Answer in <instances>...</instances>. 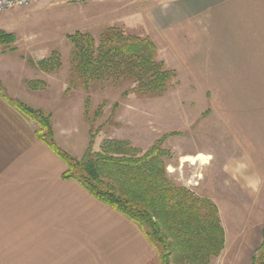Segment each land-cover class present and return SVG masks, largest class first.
Listing matches in <instances>:
<instances>
[{
  "label": "crops",
  "instance_id": "crops-1",
  "mask_svg": "<svg viewBox=\"0 0 264 264\" xmlns=\"http://www.w3.org/2000/svg\"><path fill=\"white\" fill-rule=\"evenodd\" d=\"M138 2L157 54L165 53L207 90L214 115L231 138L233 163L224 176L259 196L264 191V0ZM3 62L0 264H151L157 254L141 228L75 180L63 179L65 163L35 137V124L13 105L50 115L56 142L57 126L61 132L65 128L58 122L60 102L38 98L27 86L33 79L25 68L13 63L14 69H7ZM263 227L233 239L225 234L219 259L251 264Z\"/></svg>",
  "mask_w": 264,
  "mask_h": 264
},
{
  "label": "rangeland",
  "instance_id": "rangeland-1",
  "mask_svg": "<svg viewBox=\"0 0 264 264\" xmlns=\"http://www.w3.org/2000/svg\"><path fill=\"white\" fill-rule=\"evenodd\" d=\"M144 16L138 0H37L28 7L5 10L0 12V33L12 35L13 41L2 39L0 62L11 70L13 63L20 64L31 81L43 83L36 90L38 98L60 102L58 122L65 128L61 132L57 126L56 142L63 151L81 158L92 140L93 151L106 141H117L145 152L164 140L159 146L167 180L215 206L224 240L225 234L233 239L256 230L264 223V191L250 196L224 176L233 163L231 138L214 115L207 90L179 64L167 60L162 51L157 54V60L174 72L159 96L130 93V83L94 82L87 91L78 86L71 72L68 36L88 33L98 43L104 32L116 28L148 37ZM44 62L47 65L42 66ZM197 153L208 157L207 164L182 163L183 157ZM181 257L179 251L173 254L170 264H186ZM151 264H160L158 256ZM210 264L236 262L218 257Z\"/></svg>",
  "mask_w": 264,
  "mask_h": 264
},
{
  "label": "trees",
  "instance_id": "trees-1",
  "mask_svg": "<svg viewBox=\"0 0 264 264\" xmlns=\"http://www.w3.org/2000/svg\"><path fill=\"white\" fill-rule=\"evenodd\" d=\"M2 39L12 42L13 36L0 33V43ZM68 40L72 45L71 72L85 91L94 82L130 83V93L159 96L174 77V72L157 60L156 48L147 37L112 28L98 43L82 32L69 35ZM42 84L27 82L35 91ZM13 105L35 124V137L65 163L62 178L75 180L94 199L138 225L160 264H170L178 251L186 264H210L219 257L225 240L218 211L212 203L167 180L159 146L164 140L145 152L117 141H106L99 151H93L90 140L77 159L56 144L50 115L19 102ZM251 264H264V227Z\"/></svg>",
  "mask_w": 264,
  "mask_h": 264
},
{
  "label": "built area",
  "instance_id": "built-area-1",
  "mask_svg": "<svg viewBox=\"0 0 264 264\" xmlns=\"http://www.w3.org/2000/svg\"><path fill=\"white\" fill-rule=\"evenodd\" d=\"M37 0H0V12L15 7H28Z\"/></svg>",
  "mask_w": 264,
  "mask_h": 264
},
{
  "label": "bare ground",
  "instance_id": "bare-ground-1",
  "mask_svg": "<svg viewBox=\"0 0 264 264\" xmlns=\"http://www.w3.org/2000/svg\"><path fill=\"white\" fill-rule=\"evenodd\" d=\"M199 160H203V164H207V160H209V159H208V157L203 156V155H196L194 157H185L182 159V162L183 163H190L193 165Z\"/></svg>",
  "mask_w": 264,
  "mask_h": 264
}]
</instances>
